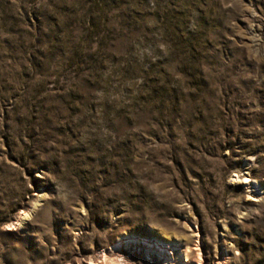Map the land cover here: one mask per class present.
Returning <instances> with one entry per match:
<instances>
[{"label":"rangeland","instance_id":"obj_1","mask_svg":"<svg viewBox=\"0 0 264 264\" xmlns=\"http://www.w3.org/2000/svg\"><path fill=\"white\" fill-rule=\"evenodd\" d=\"M0 264H264V0H0Z\"/></svg>","mask_w":264,"mask_h":264},{"label":"bare ground","instance_id":"obj_2","mask_svg":"<svg viewBox=\"0 0 264 264\" xmlns=\"http://www.w3.org/2000/svg\"><path fill=\"white\" fill-rule=\"evenodd\" d=\"M162 243H166L165 241H163Z\"/></svg>","mask_w":264,"mask_h":264}]
</instances>
